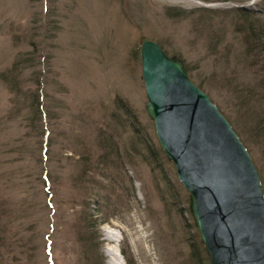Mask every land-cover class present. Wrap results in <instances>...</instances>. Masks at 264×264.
I'll list each match as a JSON object with an SVG mask.
<instances>
[{"label": "rangeland", "instance_id": "374dc122", "mask_svg": "<svg viewBox=\"0 0 264 264\" xmlns=\"http://www.w3.org/2000/svg\"><path fill=\"white\" fill-rule=\"evenodd\" d=\"M235 7L260 12L264 0H0V264H85L73 226L89 191L77 174L83 150L99 152L98 130L121 157L115 192L135 195L129 208L113 199L115 215L98 226L100 261L110 264L112 231L120 264H129L122 252L132 264L188 263V194L165 156V182L152 170L131 130L159 146L139 52L152 40L180 58L259 171L262 147L239 122L237 88L252 96L255 75L226 14Z\"/></svg>", "mask_w": 264, "mask_h": 264}, {"label": "water", "instance_id": "95a60500", "mask_svg": "<svg viewBox=\"0 0 264 264\" xmlns=\"http://www.w3.org/2000/svg\"><path fill=\"white\" fill-rule=\"evenodd\" d=\"M139 56L144 109L209 264H264V189L246 147L180 58L152 40Z\"/></svg>", "mask_w": 264, "mask_h": 264}, {"label": "trees", "instance_id": "16d2710c", "mask_svg": "<svg viewBox=\"0 0 264 264\" xmlns=\"http://www.w3.org/2000/svg\"><path fill=\"white\" fill-rule=\"evenodd\" d=\"M182 12L176 13L175 15L181 16ZM226 14L231 19L234 34L236 36L238 35L242 42L244 47L243 56L249 62L248 67L255 75L254 85L251 90L252 96L248 94L247 98L243 97L245 95L244 90L240 89V87L237 88V105L238 109H241L239 116L240 126H242L247 137L259 143L260 147H262V154L264 155V106L261 108V103L264 102V21L261 18L264 15V11L256 12L251 8L244 9L235 7V9L226 11ZM19 63L22 62L15 63L14 67ZM199 88L201 87L199 86ZM251 98L254 99L248 104ZM32 104L34 105V103ZM120 107L126 112L125 115L129 116L130 111L128 107L124 103ZM33 109L37 110V106H33ZM234 122L236 124V120ZM131 130L140 147H144L146 152H148L147 154L150 155V162L152 158V162L154 163L152 170H158L162 180L165 182L166 177L160 162L161 158L164 157L163 152L159 146L153 148L151 142L147 140L146 135L138 131L136 127H131ZM97 133L99 136V140L97 141L99 152L97 154L93 153L95 155L94 157L85 148L80 158V169L77 174L78 186L84 187L89 191L86 195L87 199L82 201V208L84 209L76 217L73 226L76 235L75 239L81 248L82 260L85 264H104V261H100L99 256H97V251H95L97 244L96 231H98V226L106 224L110 220V217L115 215L111 207L113 199L116 202L114 206L120 205L121 201H124L123 204L126 208H129L130 202L135 200L134 192L128 187L123 190L125 193L123 195L124 200L121 199L122 196L119 193L115 192V188H117L115 185L118 184L120 186L117 181L119 176L117 170L121 167L119 164L121 157L117 153V145L113 142L112 135H107L102 130H98ZM122 172L123 168H121ZM258 172L262 189H264V163ZM166 184L170 186L171 192L174 195L176 202L174 204H180L177 195L173 192L171 184ZM94 210H98L99 212L97 211L98 213L96 212L97 214H94ZM184 225L189 236L188 243L190 246L187 264H205L207 256H205L203 246L200 244L199 235L193 225ZM122 254L126 257L128 263L132 264L133 260L128 259L125 253L122 252Z\"/></svg>", "mask_w": 264, "mask_h": 264}, {"label": "bare ground", "instance_id": "6f19581e", "mask_svg": "<svg viewBox=\"0 0 264 264\" xmlns=\"http://www.w3.org/2000/svg\"><path fill=\"white\" fill-rule=\"evenodd\" d=\"M105 237L111 243V246L107 250V254L110 256V264H120V260H118V246L121 241L118 234H115L112 231H107Z\"/></svg>", "mask_w": 264, "mask_h": 264}]
</instances>
